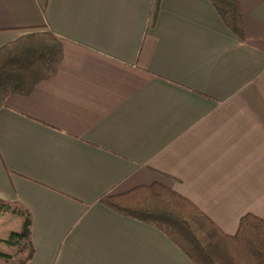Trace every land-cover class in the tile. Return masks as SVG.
Returning a JSON list of instances; mask_svg holds the SVG:
<instances>
[{
	"label": "crops",
	"instance_id": "0c3cea01",
	"mask_svg": "<svg viewBox=\"0 0 264 264\" xmlns=\"http://www.w3.org/2000/svg\"><path fill=\"white\" fill-rule=\"evenodd\" d=\"M0 0V47L61 40L56 73L0 108V198L31 214L25 264H195L97 199L163 184L227 234L264 219V0Z\"/></svg>",
	"mask_w": 264,
	"mask_h": 264
},
{
	"label": "trees",
	"instance_id": "16d2710c",
	"mask_svg": "<svg viewBox=\"0 0 264 264\" xmlns=\"http://www.w3.org/2000/svg\"><path fill=\"white\" fill-rule=\"evenodd\" d=\"M224 24L244 37L241 12L235 0H209ZM160 0H154L152 21ZM62 59L60 38L50 29L25 33L0 47V108L11 94L27 95L35 85L56 73ZM97 201L112 211L151 224L195 264H264V219L247 212L234 234H227L194 202L157 182L138 185L120 194H103ZM0 212L21 219L0 243L12 253L0 258L25 264L34 254L31 214L20 202L0 198Z\"/></svg>",
	"mask_w": 264,
	"mask_h": 264
},
{
	"label": "rangeland",
	"instance_id": "374dc122",
	"mask_svg": "<svg viewBox=\"0 0 264 264\" xmlns=\"http://www.w3.org/2000/svg\"><path fill=\"white\" fill-rule=\"evenodd\" d=\"M21 226L20 217L8 213V212H0V238H6L10 231L19 230ZM0 251L12 253V249L3 243H0ZM0 264H18L16 262V256L14 260L5 261L0 258Z\"/></svg>",
	"mask_w": 264,
	"mask_h": 264
}]
</instances>
